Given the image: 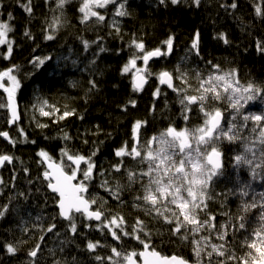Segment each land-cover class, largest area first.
<instances>
[{
  "label": "trees",
  "instance_id": "obj_1",
  "mask_svg": "<svg viewBox=\"0 0 264 264\" xmlns=\"http://www.w3.org/2000/svg\"><path fill=\"white\" fill-rule=\"evenodd\" d=\"M28 2L0 0V22L10 25L12 31L8 33V39L13 44L8 59L4 58L7 45H0V71L18 66L14 74L21 80V88L16 94L20 122L9 128L8 109L0 107V132H8L15 141L13 144L0 137V154L14 158L11 163L5 162L0 170V180L3 181L0 183V211L7 208L0 216V264H112L106 259L112 255V247L122 253L138 252L143 247L131 237L123 236L120 230L117 231L121 239L114 240L108 229L103 227L102 221L107 222V219L118 215L125 220L121 228L129 232L137 218L144 220L152 233V246L161 255H179L198 263L191 235L186 241L172 236L170 225L146 216L143 209L133 206L138 185L131 191L123 190L120 199H115L108 190H114L117 184L127 183L123 169L115 172L113 165L121 161L115 151L125 143L131 147L135 121L147 122L141 129L142 141L158 134L169 124L185 126L182 105L176 92L159 86L154 76L148 77L149 83L142 91L135 92L130 74L122 75L121 69L133 54L142 55L133 46V40L143 41L145 50L158 47L165 50L163 42L172 36L171 57L164 56L163 64L162 60L149 63L152 75L164 68L175 77L179 75L176 71L179 67L181 72L187 73L189 83L193 85L197 72L204 75L214 71L212 65H219L222 71L235 69L241 84L251 82L264 88V51L258 49V44L264 46V0H201L199 7L192 0H181L175 5L170 0H165L164 4L160 0H126L128 15L114 20L119 27L118 33L104 13L116 8L115 5L109 4L99 10L105 15V21L97 22L93 18L81 23L79 7L82 0H67L63 8L57 7V0H31V13L23 7ZM233 2L237 4L235 9L230 7ZM257 7L261 8L259 15ZM57 17L60 23L50 27ZM26 31L30 35L26 36ZM197 31L200 33L198 55L196 50L191 49ZM220 34L227 38V44L219 38ZM47 35L54 38L48 40ZM101 47L105 51L101 52ZM36 58L43 59L44 63L38 64ZM142 63V60H137L138 66ZM90 81L95 82V88ZM174 82L177 87H184L177 79ZM156 88L161 92L158 97L153 95ZM36 97L53 104L61 113L75 109L76 115L59 120V114L45 117L35 111L29 113L31 101ZM130 100L136 102L135 107L129 104ZM252 102L248 108L250 112L264 114V96H258ZM0 103H7V94L2 89ZM125 107L127 111L123 110ZM190 117L189 127L203 122L195 106ZM237 122L241 123L239 119ZM38 124L47 127L41 128ZM253 125L248 121L245 129L249 130ZM65 133L68 139L64 138ZM240 135L242 139L228 142V150L219 145L224 167L212 181L209 189L212 199L208 201L207 209L216 216L217 225L238 224L237 217L245 216V229L234 231L230 228L228 233V247L237 256L247 251L241 245L251 230L260 226L261 213H264V207H261L264 204V157L259 162L254 160L253 155L250 158L245 146L254 147L256 140L244 130L240 131ZM255 147L258 152L264 151V145L259 142ZM42 149L49 153L52 161L62 163L69 174L76 166L62 154V149L69 154L83 155L86 161L90 158L95 167L92 178L84 181L88 187L85 197L97 201L92 208H102V221L95 223L86 220L82 214H73L77 233H71L69 221L62 220L58 215L57 196L48 190L43 177L45 166L37 155ZM236 155L252 159L253 164L237 165ZM123 162L128 168L137 167L128 157H124ZM258 163L262 166L255 168ZM87 166V162H81L76 182L83 180V171ZM241 189L247 191V195H242ZM244 203H255L257 207L245 213L242 211ZM52 224L56 227L48 232L47 228ZM206 235L209 233H200V236ZM41 236L43 240H40ZM212 237V242L219 243L215 240V233ZM89 241H99L100 246L94 252L89 251ZM9 243L17 248L14 254L7 252L6 245ZM37 244L40 250L32 258L28 252ZM97 255L105 259L96 260ZM220 259L214 255L211 264H217ZM199 264H209L206 254L202 253Z\"/></svg>",
  "mask_w": 264,
  "mask_h": 264
},
{
  "label": "snow or ice",
  "instance_id": "obj_2",
  "mask_svg": "<svg viewBox=\"0 0 264 264\" xmlns=\"http://www.w3.org/2000/svg\"><path fill=\"white\" fill-rule=\"evenodd\" d=\"M170 2L175 5L180 3L181 0H170ZM192 2L199 7L201 0H192ZM65 3H67V0H57V7L63 8ZM125 3L126 0L119 3L118 0H82L79 7V12L82 13L80 22L87 23L93 18L97 22L105 21V15L95 9L106 8L109 4L116 6L115 16L128 15ZM160 3L164 4L165 0H160ZM23 7L28 13H31V0ZM230 7L235 9L237 4L233 2ZM256 13L258 15L261 14V8L257 7ZM9 17L11 18V13H9ZM59 23L60 20L57 17L50 27L54 28ZM112 27L117 33L119 32V27H117L115 22ZM10 31L12 29L8 23L0 22V45H7L5 59L10 58L13 51L12 41L8 39ZM24 34L26 36L30 35L27 31ZM53 38V35L46 36L48 40ZM219 38L223 39L224 43H228L227 38L223 34H220ZM199 39L200 33L197 31L191 43V49L196 50L197 55L199 54ZM173 40L174 38L169 36L163 42L166 45V51L159 47L153 50H145L143 41H132L133 46L142 55L133 54L122 67L121 74L132 73L133 91L139 92L143 90L144 85L148 82V77L152 75L148 69L149 61L154 57L171 54L173 51ZM84 43L85 47H87V41ZM258 49L264 51V46L258 44ZM100 51L103 52L105 49L101 47ZM138 59L142 60L143 66L137 65ZM36 61H38V64L44 63V60L40 58H36ZM36 61H33V63L35 64ZM209 63L211 62L209 61ZM212 69L214 71L208 73L207 76L202 75L200 72L196 73L195 79L198 82L196 86L189 83L187 73L181 72L179 67L176 69L179 75L175 77L173 73L167 70L159 72V84L166 85L179 96V103L182 105L181 115L185 126L177 127L174 124H169L158 134L142 141L141 129L147 122L135 121L132 127V145L129 147L125 143L115 151V155L121 158V161L119 164L113 165L115 172H121L123 169L127 183L124 185L117 184L114 190L111 188L108 190L113 193L115 199H120L123 190L131 191L134 186L138 185L137 194L133 197L135 201L133 206L143 209L146 216L170 225L169 231L172 236L186 241L191 235L193 238L191 243L194 245L193 251L198 258V264L202 253L206 254L209 264H211L214 255L221 258L217 264H229V262H232V264H264V213H261L262 223L260 226L252 229L241 245L247 251L242 256H237L228 247V233L230 228L234 231L245 229V216L240 215L237 217L238 224L217 225L216 216L207 211L208 201L212 199L209 189L212 186L213 179L221 174L223 168V153L218 146V142L221 139H227L230 142L242 139L240 131L247 127L248 121H252L254 124L252 131L256 132L259 129L257 140L259 144L264 145V114H243L242 123L239 126L234 123L236 115L241 114V109L249 101H254L258 96H264V88L251 82L241 84L235 69L222 71L219 65H212ZM17 70L18 66L14 65L0 71V89H3L7 94V103H0V107L9 109L11 113L10 123H15L20 118L17 110L16 94L21 88V80L14 74ZM176 79L180 80L184 87H177L174 82ZM89 83L93 88L96 87L94 81ZM160 94V89L156 88L153 95L158 97ZM242 101L243 103H241ZM219 102H226L228 107L236 113L228 121L227 127L223 124L224 112L220 107L212 106ZM129 104L132 107L136 106L134 100H130ZM193 106L202 114L203 122L198 126L189 127L187 125L191 118L190 114L193 112ZM123 110L127 111V107ZM38 111L41 116L45 117L59 114V120L76 115L75 109L65 110L61 113L60 109L54 105H49L46 100L42 101ZM80 118L83 119V117ZM38 127L44 128L47 125L38 124ZM20 131L23 134V130L21 129ZM0 136L9 140L10 143H15L9 137L8 132H0ZM64 138L68 139L66 133ZM32 142L35 143V141ZM245 152H250L253 158L255 157L252 147L246 145ZM62 154L67 157L71 164L76 166V168L71 170L70 174L64 170L62 163L52 162L48 152L42 149L37 153L43 161L48 162V168L51 169V171H45L43 177L48 181L47 187L59 197L57 201L59 215L69 221L71 233L76 234L77 224L73 213L82 214L86 220L102 221L104 212L100 207L93 210L92 205L96 204L97 201L95 199H87L83 195L88 191L84 181L92 178L93 168L95 167L90 162V158L86 161L83 155L69 154L67 150L63 149ZM262 155H264V152H262ZM124 157L134 161L137 167H126L123 162ZM13 159L10 155L0 154V165L5 162L11 163ZM234 159L237 165L241 163L253 164L252 159L243 155H236ZM81 162H87L88 166L83 171V180L74 184L73 181L77 179V172L80 170ZM261 166L262 164L258 163L255 168H260ZM255 175V169H253V176L255 177ZM0 183H3V181L0 180ZM107 184L108 182L105 181V185ZM241 194L247 195V192L241 189ZM255 207H257L255 203H244L242 211L246 213ZM261 207H264V204ZM6 211L7 208L5 207L3 211H0V216H3ZM201 213H204L203 218ZM102 223L114 240L119 241L121 239V235L117 231L120 230L123 236L131 237L143 246L139 252L131 250L125 253L118 251L116 247H112V255L106 257L112 264H189V261L182 256H163L156 251L150 240L151 230L147 228L145 221L140 218H137L131 232L121 228V225L125 223L123 216H113L107 219V222L102 221ZM85 226L89 227L90 225ZM55 227L56 225L52 224L47 228V231L52 232ZM25 232H27L26 228ZM201 232H208L209 235L200 236ZM212 233H215V240L219 241V243L212 242ZM197 236L200 238L196 239L195 237ZM43 239L44 237L41 236L40 240ZM99 246V241H89L87 243L89 251L94 252ZM6 247L7 252L10 254H14L17 251V248L11 243L7 244ZM39 250L40 245L37 244L34 249L28 252V255L35 258ZM113 257L118 259L114 260ZM137 257H139V261ZM95 258L98 261L105 259V257L99 255Z\"/></svg>",
  "mask_w": 264,
  "mask_h": 264
},
{
  "label": "rangeland",
  "instance_id": "obj_3",
  "mask_svg": "<svg viewBox=\"0 0 264 264\" xmlns=\"http://www.w3.org/2000/svg\"><path fill=\"white\" fill-rule=\"evenodd\" d=\"M96 11H98V12H100L99 10H101V9H95ZM101 13V12H100ZM104 13H106L107 14V18H109L110 20L109 21H111V24H113L114 22H115V24L117 23V21H114L117 17H119V16H115V8H111V9H108L107 11H104ZM163 59V58H162ZM164 63V60H162L161 61V64H163ZM159 72L160 71H158V72H156V73H154L153 75H150V76H154V78L156 79V81H157V83H158V74H159ZM170 72V71H169ZM208 73H210V72H206L205 74H204V76H207V74ZM130 74V77L132 78V73H129ZM149 76V77H150ZM150 79V78H149ZM130 81H132V79H130ZM177 81L181 84V85H183L182 83H181V81L180 80H178L177 79ZM197 80H195V82L193 83V86H196L197 85ZM192 84V83H191ZM42 101H45V100H43L41 97L40 98H38V97H36L35 99H33L32 101H31V105H30V108H29V113H32L33 114V112L35 111V112H37V113H39V111H38V108H39V106L41 105V103H42ZM224 104H221V103H218L219 105H220V108H221V110L224 112V122H223V124H224V126L225 127H227V123H228V121L231 119V117L233 116V115H236V113L232 110V109H230L229 107H228V104L226 103V102H223ZM241 103H243V101L241 102ZM253 102L252 101H249L246 105H245V107L243 108V109H241V114L240 115H236V120L234 121V123H236L238 126L242 123V115L243 114H252V112H250V109H248L249 108V106L252 104ZM218 104L216 103V104H214V105H212V106H214V107H219L218 106ZM49 105H53V104H49ZM46 110H50V109H46ZM202 115V114H201ZM237 119H239L240 121H241V123H238L237 122ZM252 122V121H251ZM253 123V122H252ZM190 127H195V126H190ZM253 127H254V125H253ZM253 127H251V128H249V130H246L245 128H243L242 130H244V132L245 133H248V135H250L251 134V136H254V139L256 140V141H254V143H255V145H254V147H252V149L255 151V158H254V160L256 161V162H259V161H261L262 159H263V157H264V155H262V152H264V151H260V152H258L257 150H256V142H258V140H257V136H256V133H258V131H259V129H257V131L256 132H253L252 131V129H253ZM241 130V131H242ZM229 141L227 140V139H221L219 142H218V146L220 145L223 149H225V150H228L229 149V143H228ZM249 154V156H250V158H251V156H252V153H248ZM245 192H247V191H245ZM92 207H93V205H92ZM94 209V208H93ZM95 210V209H94Z\"/></svg>",
  "mask_w": 264,
  "mask_h": 264
},
{
  "label": "water",
  "instance_id": "obj_4",
  "mask_svg": "<svg viewBox=\"0 0 264 264\" xmlns=\"http://www.w3.org/2000/svg\"><path fill=\"white\" fill-rule=\"evenodd\" d=\"M153 50V49H152ZM165 51H166V49H165ZM172 53V52H171ZM171 55L172 54H167V55H164V56H166V57H171ZM164 56H162V57H154V58H152L150 61H149V63H152V61H159V60H162V58L164 57ZM149 83V78H148V82L144 85V88H145V86L147 85ZM158 84H159V80H158ZM131 85H132V81H131ZM159 86H162V87H166V88H168L166 85H160L159 84ZM169 89V88H168ZM3 90V89H2ZM6 94V93H5ZM8 109V108H7ZM17 110H18V113H19V120H17L15 123H10V122H8V125H9V128L10 127H14V126H16L19 122H20V119H21V114H20V108H19V105L17 104ZM8 115H9V121L11 120V113H10V111H9V109H8ZM3 140H7V139H5L4 137H2V136H0ZM222 160H223V158H222ZM52 162H54V163H57L56 161H52ZM222 163H223V161H222ZM58 164V163H57ZM42 165H44L45 166V171H51V169H49L48 168V162H46V161H43L42 160ZM2 169V165H0V170ZM65 170V169H64ZM66 171V170H65ZM67 172V171H66ZM73 183L75 184V183H78V182H76V180H74L73 181ZM48 184V183H47ZM48 190L51 192V190L48 188ZM52 193V192H51ZM54 195H56L57 196V201H58V199H59V197H58V195L57 194H55V193H53ZM84 196H85V193L83 194ZM85 198H87V197H85ZM56 206H57V202H56ZM57 210H58V215H59V209H58V206H57ZM73 214H75V215H77V214H80V213H73ZM60 216V215H59ZM60 218L62 219V220H64V221H67V220H65V219H63L61 216H60ZM93 222H95V223H98V221H96V220H92ZM141 250H142V248H141ZM140 250V251H141ZM139 252V251H138ZM163 255V254H162ZM163 256H166V255H163ZM137 259H138V261H139V257H137ZM189 264H198V263H196V262H194V263H192V262H190L189 261Z\"/></svg>",
  "mask_w": 264,
  "mask_h": 264
},
{
  "label": "bare ground",
  "instance_id": "obj_5",
  "mask_svg": "<svg viewBox=\"0 0 264 264\" xmlns=\"http://www.w3.org/2000/svg\"><path fill=\"white\" fill-rule=\"evenodd\" d=\"M162 70H165L164 68L163 69H160L159 71H162ZM132 86V85H131ZM250 143V142H249ZM249 143H246V144H249ZM47 183H48V181H47Z\"/></svg>",
  "mask_w": 264,
  "mask_h": 264
}]
</instances>
